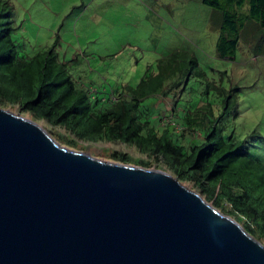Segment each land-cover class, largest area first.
<instances>
[{"label":"trees","instance_id":"trees-1","mask_svg":"<svg viewBox=\"0 0 264 264\" xmlns=\"http://www.w3.org/2000/svg\"><path fill=\"white\" fill-rule=\"evenodd\" d=\"M11 2L0 0V106L17 104L50 126L64 129L53 137L73 148L78 140L134 146L144 156L110 150L109 158L166 169L181 182H191L253 237L264 239V121L259 130L241 138L235 129H226L222 120L228 110H232L231 118H237L232 102L239 87L225 90L208 79L211 73L206 70L211 66L201 65L199 58L190 55L185 66L181 64L183 86L169 106L167 123H162L163 109L153 113L154 102L140 101L151 94L168 97L177 89L173 74L178 66L172 64L177 62L176 54L158 60L156 72L148 67L135 85L127 83L106 97L97 96L82 83L84 77L73 72L58 40L44 47L23 35L20 25H15ZM201 2L210 7L212 23L213 15L217 17L212 28L218 31L215 51L220 58L232 59L239 43L250 42L252 35L253 45H264V0ZM252 51L254 56L264 52L260 47ZM191 76L205 78L201 89L198 83L196 89L189 86ZM162 100L160 107L166 103Z\"/></svg>","mask_w":264,"mask_h":264},{"label":"water","instance_id":"water-1","mask_svg":"<svg viewBox=\"0 0 264 264\" xmlns=\"http://www.w3.org/2000/svg\"><path fill=\"white\" fill-rule=\"evenodd\" d=\"M0 264H264V244L167 171L0 107Z\"/></svg>","mask_w":264,"mask_h":264},{"label":"rangeland","instance_id":"rangeland-1","mask_svg":"<svg viewBox=\"0 0 264 264\" xmlns=\"http://www.w3.org/2000/svg\"><path fill=\"white\" fill-rule=\"evenodd\" d=\"M12 2L15 10L14 22L15 25H20L19 29L23 35L37 46L46 47L58 40L64 59H71L68 64L71 63L73 72L82 75L84 77L82 83L85 87L90 86L97 96L106 97L111 90H121L127 83L135 85L145 74L147 69L145 63L148 60L154 61L155 64L156 59L166 50L180 47L175 57L177 62H172L178 66L173 74L174 80L179 82L177 87L183 86L185 72L181 66H185L190 55L196 56L201 65L211 66L212 69L206 70V73H211L208 79H213L215 83L221 82L226 87L227 84L239 86V90L235 91L237 96L232 102L238 116L231 118L232 110L226 112L222 119L226 129L234 130L236 127L242 138L262 126L264 52L254 56L252 50L256 47L264 50V45H253L255 37L252 35L250 42L239 43L235 58L217 57L215 44L218 31L212 28L217 17L213 15L215 22L212 23L211 18L209 24L211 9L201 0H12ZM250 32L254 33L255 30L250 29ZM85 34L94 36L96 40L89 41ZM34 38L38 40L37 43ZM77 62H80L78 66L75 65ZM222 70L227 72H220ZM204 81V77L191 76L189 86L196 89L199 87L198 83L201 89ZM178 90L173 89L168 97L162 98L166 102L165 105L151 111L161 113L163 109L164 114L169 112ZM159 97L161 96L151 94L144 97L140 103L152 104ZM2 107L34 119L52 136H55L57 131L66 132L64 129L58 130V127L50 126L43 119L35 118L30 112L22 111L17 104L6 103ZM166 119L168 116L161 113V120ZM78 143L77 148L73 149L105 160H113L109 158L110 150L125 151L134 157L144 156L134 146L119 141L103 140L94 143L78 140ZM261 151L264 152L262 149ZM182 183L197 190L191 182ZM259 241L264 244V239Z\"/></svg>","mask_w":264,"mask_h":264},{"label":"clouds","instance_id":"clouds-1","mask_svg":"<svg viewBox=\"0 0 264 264\" xmlns=\"http://www.w3.org/2000/svg\"><path fill=\"white\" fill-rule=\"evenodd\" d=\"M206 5V4H205ZM211 15H209V23L211 22ZM85 36L88 38V40L89 41H91V39H89V38H92L93 36H89V35H87V34H85ZM95 39V38H94ZM95 40H93V42H94ZM180 47H176V48H173V49H171V50H166L159 58H157L156 59V61H155V64H154V61H150V60H148L146 63H145V65H146V68H148V67H151V68H154L155 69V72L157 71V67H156V63H157V61L158 60H160V59H165V58H169L171 55H174V54H177L178 53V49H179ZM217 57H219L218 55H217ZM236 57V54H235V56H233L232 57V59L233 58H235ZM220 58V57H219ZM165 63V61L163 62V64ZM149 65H151V66H149ZM220 72H222V73H226L227 71L226 70H222V71H220ZM221 82H219V84H220ZM222 85H223V83H221ZM221 85V86H222ZM224 87H225V90H231L233 87H236V88H238L239 86H232L231 84H227V87L225 86V85H223ZM182 87V86H181ZM178 89H180L181 90V88L180 87H177ZM113 91H115L114 89L113 90H111V92H113ZM213 97V96H212ZM220 98V97H219ZM219 101H221V100H219ZM152 105V104H151ZM0 107H2V106H0ZM164 116H168L169 117V113L167 112L166 114H164ZM171 119H173V116L171 117ZM167 121H168V119H166L165 121L163 120L162 121V123H167ZM170 123H173L174 124V122H170ZM177 127V126H176ZM178 128V127H177ZM180 129V128H179ZM177 130V129H176ZM235 130L236 131H238V132H236V134H240L241 132L235 127ZM240 136H241V134H240ZM156 168V167H155ZM159 169V168H158ZM166 171V170H165ZM168 172V171H167ZM169 173V172H168ZM171 174V173H170ZM195 190V189H194ZM197 191V190H196ZM199 192V191H198ZM202 194V193H201ZM203 195V194H202ZM205 197V196H204ZM211 203V202H210ZM220 210V209H219ZM235 219V218H234ZM237 220V219H236ZM239 222V221H238ZM242 225V224H241Z\"/></svg>","mask_w":264,"mask_h":264},{"label":"crops","instance_id":"crops-1","mask_svg":"<svg viewBox=\"0 0 264 264\" xmlns=\"http://www.w3.org/2000/svg\"><path fill=\"white\" fill-rule=\"evenodd\" d=\"M94 39V38H93ZM93 39L91 40L92 42H93ZM161 100H162V98H158V99H156L155 101H154V104H156V106L155 107H157L158 108V106H160L161 104H160V102H161ZM163 101V100H162Z\"/></svg>","mask_w":264,"mask_h":264},{"label":"bare ground","instance_id":"bare-ground-1","mask_svg":"<svg viewBox=\"0 0 264 264\" xmlns=\"http://www.w3.org/2000/svg\"><path fill=\"white\" fill-rule=\"evenodd\" d=\"M15 113V112H14ZM18 114V113H17ZM22 115V114H21ZM24 116V115H23ZM26 117V116H25ZM27 118H29V117H27ZM31 119V118H30ZM32 120H34V119H32ZM35 121V120H34ZM35 122H37V121H35ZM185 186H187L186 184H184Z\"/></svg>","mask_w":264,"mask_h":264}]
</instances>
